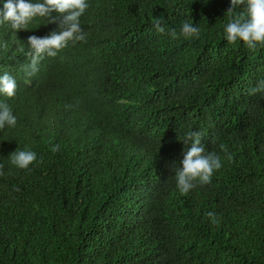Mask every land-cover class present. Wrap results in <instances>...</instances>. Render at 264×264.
<instances>
[{
	"label": "trees",
	"instance_id": "16d2710c",
	"mask_svg": "<svg viewBox=\"0 0 264 264\" xmlns=\"http://www.w3.org/2000/svg\"><path fill=\"white\" fill-rule=\"evenodd\" d=\"M88 4L87 42L45 57L34 75L28 37L57 26L0 24V75L17 83L0 96L16 117L0 129V264H264V92L251 93L264 47L227 43L231 0ZM191 20L198 38L170 37ZM190 131L221 167L181 195ZM16 150L37 160L18 169Z\"/></svg>",
	"mask_w": 264,
	"mask_h": 264
},
{
	"label": "clouds",
	"instance_id": "9594fccd",
	"mask_svg": "<svg viewBox=\"0 0 264 264\" xmlns=\"http://www.w3.org/2000/svg\"><path fill=\"white\" fill-rule=\"evenodd\" d=\"M246 5L244 11L234 14L237 6ZM88 0H6L3 10L0 11V24L7 23L16 33L28 31V26L36 19H43L46 24H55L57 27L44 37L29 36L28 51L25 53L30 62L25 67L29 75L38 71L37 65L45 57H56L69 43L73 46L77 42H87V33L83 31L80 17L86 12ZM55 13V15H53ZM226 14L230 17L224 28V38L229 45L242 42L249 51H256L264 47V0H231ZM163 21L154 18L153 27L157 33H164ZM199 28L191 21L183 22L179 36L175 29L169 33L172 39L180 36L185 39L198 38ZM7 48V43L2 45ZM23 51V49H21ZM30 70V71H29ZM17 83L8 73L0 75V96L11 98L15 95ZM264 92V81L251 90L252 94ZM16 117L12 109L4 102H0V129L5 126L14 127ZM201 132H188L183 138L185 145L191 144L186 151L180 167L175 172L176 187L181 195H186L197 184L207 185L212 175L221 167L220 157L214 152H206L201 144ZM59 145L51 147L52 152L59 150ZM223 150V147H222ZM229 160L231 156L227 157ZM37 160L36 153L31 150H16L10 154V162L18 169H28ZM4 175L3 165H0V176ZM210 222L217 223L214 213L206 214Z\"/></svg>",
	"mask_w": 264,
	"mask_h": 264
}]
</instances>
